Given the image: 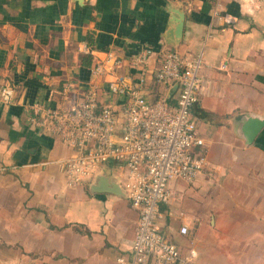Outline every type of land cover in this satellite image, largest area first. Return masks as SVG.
Returning <instances> with one entry per match:
<instances>
[{"label":"crops","instance_id":"1","mask_svg":"<svg viewBox=\"0 0 264 264\" xmlns=\"http://www.w3.org/2000/svg\"><path fill=\"white\" fill-rule=\"evenodd\" d=\"M143 48L153 52L150 68L168 50L201 56L191 118L205 165L190 182H168L163 236L182 252L195 248L197 264H264V125L249 141L242 122L264 118V0H0V84L16 89L14 103H0V264L129 258L138 211L125 195L93 188L97 174L116 181L118 164L67 187L56 162L72 148L32 128L25 106L66 79L85 83V49L128 57ZM145 92L177 97L151 81Z\"/></svg>","mask_w":264,"mask_h":264},{"label":"built area","instance_id":"2","mask_svg":"<svg viewBox=\"0 0 264 264\" xmlns=\"http://www.w3.org/2000/svg\"><path fill=\"white\" fill-rule=\"evenodd\" d=\"M222 18L228 24L234 21L227 13ZM85 52L93 55L87 81L66 79L54 94L26 104L28 124L46 129L72 148L56 162L67 187L89 182L108 162L118 164L122 191L138 211L129 258L118 257L119 264H197L196 249L182 252L168 241L159 219L160 206L170 199L168 182H190L205 165L197 151L203 139L191 118L202 82L201 56L168 50L158 66L150 68L149 48L128 57L110 50ZM149 81L174 87L175 102L146 93ZM15 101V87L0 84V103ZM187 232L185 225L179 228L180 234Z\"/></svg>","mask_w":264,"mask_h":264},{"label":"water","instance_id":"3","mask_svg":"<svg viewBox=\"0 0 264 264\" xmlns=\"http://www.w3.org/2000/svg\"><path fill=\"white\" fill-rule=\"evenodd\" d=\"M181 25H182L181 21L178 22V26H176L177 34L181 32ZM242 122L244 123L243 125L244 136L247 140L250 141L257 134L259 129L264 125V118L248 117V118H244ZM96 178H98L97 184L93 185V188H95L96 191H106L116 195H124V192L122 191L118 179H116V181L115 180L108 181L107 177L98 174Z\"/></svg>","mask_w":264,"mask_h":264},{"label":"trees","instance_id":"4","mask_svg":"<svg viewBox=\"0 0 264 264\" xmlns=\"http://www.w3.org/2000/svg\"><path fill=\"white\" fill-rule=\"evenodd\" d=\"M81 64L87 67L90 64V57L88 55H83L81 57ZM90 66V65H89Z\"/></svg>","mask_w":264,"mask_h":264}]
</instances>
